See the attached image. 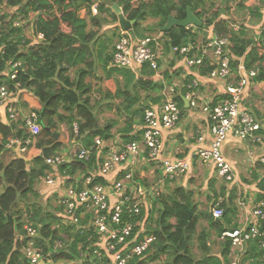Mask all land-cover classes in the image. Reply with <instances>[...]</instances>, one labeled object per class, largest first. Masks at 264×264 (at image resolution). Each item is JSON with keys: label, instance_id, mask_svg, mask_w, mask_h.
I'll use <instances>...</instances> for the list:
<instances>
[{"label": "trees", "instance_id": "obj_1", "mask_svg": "<svg viewBox=\"0 0 264 264\" xmlns=\"http://www.w3.org/2000/svg\"><path fill=\"white\" fill-rule=\"evenodd\" d=\"M88 1L0 0V11L3 12L0 27L5 20L7 26L5 32H0V43L5 46L4 54L0 55V72L11 62H22L23 70L19 74L23 86L20 107L37 114L41 133L56 126L68 142L73 141L71 148L73 160L58 167L59 173L71 180L76 174L79 176L92 174L100 163L101 156L92 148L95 137L104 141L118 137L123 143L139 141L141 130L134 131V126L142 124L145 108L153 106L152 103L160 102L163 97L160 93L164 89L162 83L153 80L154 72L146 65L141 68H117L110 65L115 47L112 46L110 55L105 53L112 43L111 38L102 39L99 36L105 21L99 16L98 11H110V19L114 23H117V17L104 4H100L97 6L96 16L91 15L88 20L79 19L77 12L79 9L87 8ZM110 1L121 7L127 20L135 21L129 31H121L129 37L132 35L138 37L137 39L150 37L153 33L159 34V29L166 24L169 16L183 20L187 8L190 7L192 13L202 22V27L197 28V31L212 29L217 38H229L231 69L236 79L240 65L242 74L259 68L254 82H264V15L251 5V1L263 0ZM10 10L24 17L26 22L34 15L29 35L41 33L43 41L30 45L31 40L23 39L22 30L11 27L10 21L13 17ZM247 12L248 16L245 18ZM148 19L156 22L149 25L146 23ZM236 24L239 25L238 30L233 29ZM256 24L260 27L255 33L252 27H256ZM195 37L196 34L189 29L178 27L162 33L163 46L167 51H172L175 47L191 46ZM95 52L98 53L99 61L107 72V89L104 92L95 91L101 93L98 98L92 97L91 86L85 83L89 74L87 70L93 71L95 67ZM104 53L105 58H102ZM175 55L182 58L177 53ZM196 69L202 75H207L211 70L203 67ZM71 70H74L73 78L70 76ZM165 78L168 79V75H165ZM191 79L192 76H186L182 93L175 96L180 109L184 107L182 96L186 92L185 86ZM142 91L147 94L159 93L155 98L146 96L152 103L147 104L146 101L144 109L139 106ZM241 106L251 113L244 106L243 100ZM105 110H111L120 121H123V126L118 131L115 132L114 128L119 119H110L106 122L100 120ZM5 118V124L0 122V134L3 138L0 155L5 151L4 145L13 130H17V135L24 133L18 127L22 120L21 115H18V123L9 124L6 114ZM75 123L78 127L76 135L73 132ZM56 147L55 144L50 148H42L41 155L30 160L17 157L6 165L0 161V264L27 263L22 252L27 245V239L17 238V233H23L25 223H30L38 229L39 236L35 239V246L42 251L45 261L51 260L53 263L74 261L79 250L88 251L91 242H88L87 238L90 234L75 233V225L65 227L67 224L61 222L64 218L63 208L57 206L55 212L49 210V199L46 200L47 203H42L41 196L35 188L37 182L50 170L45 164V159L53 155ZM91 148L92 152L87 161L75 158V154L81 149ZM124 173L125 171H121L118 177H122ZM134 178L137 179V174H134ZM95 182L102 184L104 180L98 178ZM142 183L147 184L146 180ZM192 194V191L184 187L173 188L168 194L167 192L161 194L153 202L150 211L141 214L139 219L147 222V234L153 235L155 240L141 257H133L127 264H195L192 258V244L201 216H204L209 227L208 230L203 226L198 235L199 250L204 256L209 252L207 244L211 232L216 238H220L224 231L236 228V222L233 221L237 216L236 208L231 206L227 209V205L221 202L223 216L215 220L210 212L213 202L217 201L215 199L216 201L209 207V213L196 214L197 206L191 201ZM259 200H263V197L260 196ZM153 212H157V219L155 225L151 226ZM145 217L147 218L144 220ZM259 229L264 232V223H260ZM55 240L64 242V247L57 252L51 249ZM221 242L222 248L218 257L207 256L197 264H228L230 242ZM240 264H264L257 240L247 244Z\"/></svg>", "mask_w": 264, "mask_h": 264}, {"label": "built area", "instance_id": "obj_2", "mask_svg": "<svg viewBox=\"0 0 264 264\" xmlns=\"http://www.w3.org/2000/svg\"><path fill=\"white\" fill-rule=\"evenodd\" d=\"M90 12L96 16L97 5H91ZM10 14L13 17L10 21L11 27L21 29L22 38L31 40L30 45L43 41L41 33L25 35L27 31L25 18L16 15L12 10ZM2 15L3 12L0 11V18ZM5 22L6 20L1 24L0 32L6 31ZM192 28L193 26L186 27L189 30ZM230 45L228 37L211 36L202 44L199 56L190 55L193 51L192 45L172 48L174 54L184 57L188 68H209L211 70L207 74L208 78L224 83V96L227 97L215 104L202 102L197 92L199 84L196 80H191L185 86L187 92L184 97L189 108L199 110L210 122L206 133L199 131L195 134L197 148L194 156L200 163L211 166L217 178L225 183L234 180L231 165L223 155V146L228 136L232 135L241 141L262 143L261 124L241 106L245 89L254 81L259 68H253L242 74V66L239 65L236 79L231 69ZM114 47L111 66L141 68L146 65L155 76L158 75L159 63L164 53L162 37L130 39L121 31ZM207 51L210 52V59L205 62ZM4 52L5 46L0 43V55ZM22 70V62L15 61L9 63L0 72V107L4 109L9 124L17 122L18 115L23 110L20 107L23 86L19 80ZM161 94L164 99L160 105L145 108L143 111L139 141L123 143L118 137L110 141L94 138L92 148L101 156V161L92 174L77 175L72 180L69 178L65 180L52 173L60 165L67 164L64 158L54 154L45 159L50 172H46L43 183L58 193V206L64 210L63 220L80 229V234L85 232L90 234L87 238V241L91 242L88 251L79 250L76 260L63 261V263L127 264L133 257H141L155 240L153 235L147 234L145 222L139 218L143 212L145 214L150 211L153 202L165 192V183L178 180L187 174L191 167L186 159L163 157L162 134L175 127L181 109L175 100L177 95L175 86L164 88ZM20 128L24 132L23 135L18 136L16 130H13L4 145L6 151H15L18 156L24 155L41 133L37 114L26 111L20 122ZM77 130L75 123L73 125L75 135ZM2 139L0 134V144ZM92 148L81 149L75 154V158L87 161ZM141 152H145L149 166L153 164L158 167L160 176L157 181L143 184L134 178L129 168L125 169V166L137 159ZM260 161L264 162V159L261 158ZM121 171L125 173L122 177H118ZM98 178H102L104 183L95 182ZM237 207L244 218L243 223L234 229L224 231L220 236L222 241L230 242L228 264H240L247 244L253 240H257L264 260V232L259 229L260 223H264V200L249 204L238 199ZM210 212L213 219L222 218L223 209L220 200L212 205ZM38 236V230L30 223L24 224L22 234L17 233V238L27 239V245L22 249L26 264H39L40 261H44L41 250L35 246V239ZM63 247L64 242L56 240L52 243L51 249L57 252ZM46 264L53 262L48 260Z\"/></svg>", "mask_w": 264, "mask_h": 264}, {"label": "crops", "instance_id": "obj_3", "mask_svg": "<svg viewBox=\"0 0 264 264\" xmlns=\"http://www.w3.org/2000/svg\"><path fill=\"white\" fill-rule=\"evenodd\" d=\"M100 4H104V0H89L87 3L88 7L79 9V11L77 12L78 18L88 20L92 15L90 12V6H98ZM251 5L252 7H256L259 12L264 15V1H251ZM105 6L111 10L110 7H108L107 5ZM98 12L99 16L105 21L99 32V36L102 37V39L105 37L111 38L112 44L109 46L108 50L105 51V53L110 55L112 53V46L115 45L117 37L120 35L122 29L118 26L117 23H114L110 19V11ZM32 16L34 17V15ZM35 17L37 18V15H35ZM155 22L156 20L148 19L146 23L152 25ZM27 25H29L30 30L32 27L31 16L27 21ZM256 25V27H252L255 33L260 27L259 24ZM233 29L238 30L239 25H234ZM190 31L196 33L195 41L192 43L193 51L190 52V55L199 56L202 51V44L207 40V38L215 35L212 33V29L197 31V28L193 27L192 29H190ZM146 35L148 34H145V36ZM127 37H129V35H127ZM131 37L133 39L138 38L134 37L133 35L130 36V39H132ZM161 37L162 33H153L150 35V37L147 38L151 39ZM105 53L104 55H102V58H105ZM95 56V67L93 68V71L87 70L89 74L86 77L85 83L91 86L92 97L98 98L99 94L101 95V93L98 94L97 90L104 92L107 89V72L102 67L97 52H95ZM209 59L210 52L207 51L205 54V60L208 61ZM165 75H168V79L165 78ZM70 76L71 78L74 77V70L70 71ZM186 76H192L191 80H196L198 82L199 86L197 92L202 102L207 104H215L216 102L224 99L222 98L224 96V83L210 80L206 74L202 75L196 68H188L185 65L183 56L182 58H179L171 50L167 51L164 48V53L159 63L158 75L155 76L154 74L153 80L162 83L164 85V88L175 86L177 95H180L185 85L184 80ZM93 93H96V95H93ZM182 98L185 99L184 96H182ZM163 99L164 98L162 97L160 102L157 103H152L148 100L147 104L152 103L153 106L160 105ZM242 100L244 106L248 108L255 119L261 124L262 130L260 132V135L262 136V143L256 144L250 140L241 141L232 137V135L228 136L223 146V155L231 165V168L233 170L234 180L231 183H225L218 179L214 169L211 166H206L200 163V161H198V159L194 156V151L197 148L195 134L199 131L206 133L207 130H209L210 122L208 121L205 114L199 112V110H193L189 108L186 103H183L184 107L180 111V118L178 123L173 129L164 131L162 134L163 157L186 159L191 164L190 170L187 172V174L180 177L178 180H176V182L166 184L171 186V188L184 187L187 190L193 192L192 184L193 182H196V184L200 186V192L205 194L204 196L210 197L212 201H216L215 199L220 200L222 203H224V205H227V209L231 206L236 208L237 216L233 220L234 222H236V227L241 226L244 221V218L237 207L238 199L249 204L257 203L260 196H262L264 200V162L260 161L261 158L264 159V82L253 81L249 83V85L246 87ZM92 103L94 102L92 101ZM26 111L27 110L25 109L22 110V112L20 113L21 117H23ZM108 112L112 111L105 110L104 114ZM5 119L4 109L0 107V122L5 124ZM141 125L139 128H141ZM139 128H137V126H134V131L138 130ZM22 135L23 134H19L18 136ZM72 142L73 141L68 142L65 136L57 130L56 126L54 128L51 127L48 131L40 133V135L31 144L24 155L18 156L15 151L5 150L0 155V161L4 165H6L8 162H10V160L17 157L24 160H30L41 155L42 148H50L56 144L57 147L53 155L59 154L64 158L65 162L68 163L73 160V156L71 154ZM126 168H129V170L132 171L133 175L137 174V180L141 182H143V180H146L147 184L157 181L160 176V171L156 165L151 164L149 166L145 152H141L140 156L137 159L129 162L128 165L125 166V169ZM52 173L56 174V176H60L65 180H68L67 178H69L68 176H62L59 173L58 169L52 171ZM75 176H77V174ZM253 177H258V179H252ZM35 188L40 194L41 199L42 201H44V203H47V199H49L50 202L51 197L48 196L52 195V193L55 194L53 188L46 186L43 183V178H41L37 182ZM241 190L244 193H242ZM230 200L232 203H230ZM57 206L58 205H56L55 207ZM49 210H51V207L49 208ZM203 226L209 230L207 223ZM216 239L222 241L220 238ZM209 243L210 242H208L207 245L210 249Z\"/></svg>", "mask_w": 264, "mask_h": 264}, {"label": "rangeland", "instance_id": "obj_4", "mask_svg": "<svg viewBox=\"0 0 264 264\" xmlns=\"http://www.w3.org/2000/svg\"><path fill=\"white\" fill-rule=\"evenodd\" d=\"M248 16V12H247V15L245 16V18ZM33 18V16H31V19ZM245 18H243V19H245ZM242 20V19H241ZM196 28V27H195ZM25 29L27 30L26 31V33H25V35H28V34H30V32H29V25H27L26 27H25ZM195 33V32H194ZM196 34V33H195ZM164 90V89H163ZM162 90V91H163ZM159 93H146V92H144V91H142L141 92V99H140V104H139V106H140V108H145L146 107V104H145V102L146 101H148V99H147V95H150L151 97H153V98H155L156 97V95H158ZM145 97H146V99H145ZM164 97V96H163ZM141 102H142V104H141ZM135 107H137V106H135ZM139 108V109H140ZM102 119H100V120H103V122H106V121H108V120H110V119H119L115 114H114V112H108V113H105L104 115H102V116H100ZM100 122V121H99ZM102 122V121H101ZM102 122V123H103ZM123 126V121H120V119H119V123L115 126V128H114V131L116 132V131H118V129L120 128V127H122ZM140 127V124H137V128H139ZM256 178V180L258 179V177H253L252 179H255ZM174 182H176V181H174ZM167 184L165 183L164 184V189H165V192H167V194L173 189V188H171V186H169V185H167ZM192 186H193V196H192V199H191V201L193 202V203H195L196 204V206H197V208H196V214H200V213H203V214H206V213H209V207H210V205L212 204V199L210 198V197H206V196H204L205 194H203V193H201L200 192V186L198 185V184H196V182L194 183L193 182V184H192ZM175 187V186H174ZM242 191V190H241ZM164 192V193H165ZM242 193H244L243 191H242ZM52 196L53 197H51L50 198V202H49V205H50V207H51V211L52 212H55L54 211V209H55V206L56 205H58L57 203H58V193H55V194H52ZM42 203H44V201L42 202ZM151 217H152V222H151V226H154L155 225V221H156V219H157V212H153L152 214H151ZM147 217H145L144 218V220L146 219ZM62 223H64L65 225L68 223L67 221H65V220H62L61 221ZM172 222H174L173 220H172ZM206 224L207 222H206V219L204 218V216H201V218L199 219V224L197 225V228H196V234H195V236H194V241H193V244H192V258H193V260H194V262H195V264H197V263H199L200 261H202L203 259H205V257H207V256H211V257H218L219 256V254H220V251H221V248H222V242L221 241H219V240H217L216 239V237H215V235H214V233L213 232H211V237H210V239H209V244H210V249H209V252H208V255L207 256H204L201 252H200V250H199V245H200V243H199V241H198V235H199V233H201V231H202V227H203V225L204 224ZM146 225H147V222L145 221V227H146ZM65 227H71L69 224H67ZM74 229V228H73ZM38 230V229H37ZM79 230L80 229H74V232L75 233H79ZM80 234V233H79ZM213 238V239H212ZM56 241V240H55ZM54 242V241H53ZM42 252V251H41ZM170 262V261H169ZM166 263H168V260L166 261ZM53 264H57V263H53ZM58 264H68V263H63V261H60ZM69 264H72V263H69ZM77 264V263H76ZM160 264V263H159ZM162 264V263H161Z\"/></svg>", "mask_w": 264, "mask_h": 264}, {"label": "water", "instance_id": "obj_5", "mask_svg": "<svg viewBox=\"0 0 264 264\" xmlns=\"http://www.w3.org/2000/svg\"><path fill=\"white\" fill-rule=\"evenodd\" d=\"M104 4L110 7L113 13L116 15L118 26L124 31H129L135 21L127 20L122 13V9L118 5L113 4L110 0H104ZM188 26H193L196 28L202 27V22L197 19V17L192 13L190 7L187 8L186 17L183 20H177L173 16L167 17L166 24L159 29V32L165 33L166 31L174 27L186 28ZM185 100L186 99L182 98L183 103H186L188 105L187 101ZM39 264H45V262L42 260Z\"/></svg>", "mask_w": 264, "mask_h": 264}, {"label": "clouds", "instance_id": "obj_6", "mask_svg": "<svg viewBox=\"0 0 264 264\" xmlns=\"http://www.w3.org/2000/svg\"><path fill=\"white\" fill-rule=\"evenodd\" d=\"M28 111V110H27ZM20 115V114H19ZM18 127H20V124H19V126ZM44 262H45V264H46V261L44 260Z\"/></svg>", "mask_w": 264, "mask_h": 264}]
</instances>
